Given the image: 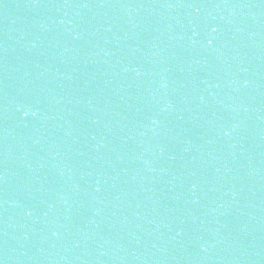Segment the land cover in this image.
Listing matches in <instances>:
<instances>
[{
	"label": "water",
	"instance_id": "water-1",
	"mask_svg": "<svg viewBox=\"0 0 264 264\" xmlns=\"http://www.w3.org/2000/svg\"><path fill=\"white\" fill-rule=\"evenodd\" d=\"M0 264H264V0H0Z\"/></svg>",
	"mask_w": 264,
	"mask_h": 264
}]
</instances>
